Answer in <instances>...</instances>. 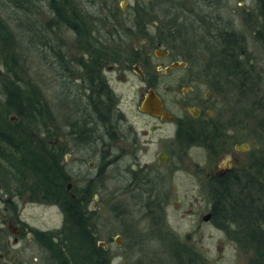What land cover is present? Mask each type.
I'll use <instances>...</instances> for the list:
<instances>
[{
	"label": "flooded vegetation",
	"instance_id": "af4514ba",
	"mask_svg": "<svg viewBox=\"0 0 264 264\" xmlns=\"http://www.w3.org/2000/svg\"><path fill=\"white\" fill-rule=\"evenodd\" d=\"M149 1L136 0L134 13L143 21L130 22L125 16L127 6L118 10L114 5L78 4L63 6L55 21L53 16L48 20L54 27L45 26L46 57L56 60L66 115L55 141L64 172L71 155L79 169L87 163L91 169L95 163L90 159L101 158L98 178L113 172V178L134 179L131 183L141 195L147 191L157 205L172 200L176 174L183 171L185 157L196 149H201L207 160L203 166L192 161L194 169L187 173L196 179L200 190L208 193L212 180L228 174L243 180L255 176L257 164H264V148L259 144L263 141L256 143V132H264V120L257 124L251 117L257 104L251 106L249 101L260 92L262 73L248 52V39L254 37L264 47V0H250L243 8L248 34L238 30L233 16H224V0H209L204 7L194 0L184 21L177 12L172 14L164 31L171 45L168 48L161 46L164 39L159 23L147 21L153 11L145 5ZM237 2V7L244 5V1ZM174 5L178 10L180 6ZM237 7H231L232 13ZM53 36L56 55L50 53ZM134 41L145 47L129 50ZM174 48L184 50L180 51L184 58L174 57ZM159 49L168 53L159 56ZM166 58L169 63L158 61ZM175 62L186 65L167 71ZM124 88L139 93V113L153 120L149 129L128 118L123 107ZM150 91L162 98L174 119L162 120L140 110ZM248 102L250 108H245ZM61 175L65 185L70 177ZM86 178V184L75 191L68 182L72 183L66 185L71 199L94 196L91 185L96 178L89 172ZM157 184L168 189L153 198L150 191ZM23 200L18 196L0 198L12 207L6 208L7 216L0 217L5 223L0 227V264H87L82 262L81 252L88 247L79 245V234L96 238L94 231L34 228L20 216ZM27 203L49 206L39 198L24 200L23 204ZM208 221L213 223L212 217ZM65 224L70 225L67 218Z\"/></svg>",
	"mask_w": 264,
	"mask_h": 264
},
{
	"label": "rangeland",
	"instance_id": "374dc122",
	"mask_svg": "<svg viewBox=\"0 0 264 264\" xmlns=\"http://www.w3.org/2000/svg\"><path fill=\"white\" fill-rule=\"evenodd\" d=\"M18 1L0 0V18L8 23L15 41L20 46L19 48L12 47L14 51H4L2 47L0 48V126L4 127V129L7 128L12 134L14 132L16 141L19 144L21 142L28 148L35 147L37 152L40 151L41 145L46 143L53 152L58 151L59 147H56L55 141L59 137L58 135L64 122L63 116L66 115L63 114L64 110L61 104L62 95L56 60L53 58L46 59L47 51L43 44L46 30L45 23L52 18L51 12L48 9L47 0H30L32 7V13L30 14L26 9L18 8ZM77 1L81 6H91L94 4L92 2H95L96 7H99L101 3L107 2L108 4H113L118 10H121V7L126 5L127 15L125 16L130 22L143 21L141 16H137L134 13V8L138 4L136 0H128V3H125V0ZM193 1L150 0L149 7H153V11L151 12V18L147 21L159 23L157 27L161 29L160 32L164 39L161 42L163 48L171 46L166 36L164 37V31L171 20L172 14L177 12L181 20L184 21L190 15V3ZM237 1L239 0H224V16L226 18L233 16L238 30L248 34L243 8L251 2L250 0H241L242 4L244 1V5L237 7ZM200 3L204 7V5L209 3V0H200ZM174 4L180 6L178 10ZM27 5L29 6V0ZM233 6L237 7L238 11L236 13H232L231 7ZM88 10L92 13L95 11L91 8ZM211 11L209 10L208 12L211 13ZM150 31L156 34V28H152ZM248 40V52L254 59L253 63L256 64L258 72L262 73L261 84L259 85L260 92L249 101L251 106L254 103L257 106L259 103L262 105L260 106L261 108L252 109L253 114L251 117L258 124V122L264 120V47L261 41L258 39L254 40V37L249 36ZM54 44H57L56 37H54ZM112 45L116 46L117 42L113 41ZM137 46L145 47L141 41H134L133 44H129V50ZM180 49L174 48L172 55L184 58L182 52L185 51ZM13 56L16 57L17 63L10 60V57ZM158 61L169 63L170 58L158 59ZM7 62L9 63L7 64ZM11 67L15 69L18 79L21 81L18 82V79L14 77L13 70H10ZM13 81L19 83L27 91V94L30 91L32 92L33 88L37 92L38 99L43 105L42 107L47 109L45 124L41 120L42 117H38V121L29 123V119L20 116L14 110L7 109L5 86ZM123 91V107L127 111L128 118L138 124L144 123L145 129H149L153 120L139 113V93L129 88H124ZM249 102L245 108H250ZM21 126L31 132L32 136L22 134ZM256 136V143H259L262 139V144H259L264 148V132L258 130ZM259 136L260 138H258ZM28 140L34 146H30ZM49 141H53V143H48ZM22 154L21 152L12 155L9 153L6 159H0L1 166L12 168L13 163L20 165ZM71 156L68 157L70 162L64 172L70 178L64 187L59 186L63 195L67 192V184L72 185L73 183L74 189L72 191L81 189L82 185H85L88 180V178L85 179V175H88V172L91 177L94 176L96 178L98 176V168L102 164L101 158H92L90 161L95 163L93 168L90 169L87 163L79 169L74 164L75 162ZM185 160V168L176 174V188L172 190V200L168 204H154L155 202L149 199L152 196L146 194L147 191H144V195H141L143 192L140 193L136 184L131 183L134 179H129V182V180L117 179L118 177L113 178L115 176L113 172L105 173L92 182L91 189L94 196H92L90 205L83 210L92 223L97 242H107L108 247L105 250L109 253L110 264H119L121 261H126L128 264H177L174 257L170 255V246L173 239L188 244L190 248L194 249L203 258L204 264H248L252 253L246 249L239 248L235 242L228 238L224 230L216 227L211 221L204 220V217L210 211L209 195L206 190L199 189L196 179L187 172L193 171L194 164L190 163L194 160L203 166L207 160L206 154L201 149H196L189 156H186ZM176 163L179 164V160L176 159ZM20 170H25L24 177L17 173L18 178H12L11 180L9 178L8 180L7 175L3 176L4 179L0 175V198L7 200L12 196H18L26 201L31 200V198H39L41 202L49 206L23 204V200L20 202L22 205L20 216L28 219L34 228L46 230L64 229L66 215L62 211L61 202L56 201L54 198L45 199V190L53 188L54 185L51 182L47 183V180L38 176L39 174L27 170L25 166H22ZM33 174H35V177H33ZM57 174L60 175V171ZM121 177H124V175L121 174ZM167 189L165 190L162 185L157 184L150 191V194L155 198L158 195H163ZM21 190H23L21 192L22 195L18 192ZM6 208L8 211L12 209L9 202L0 201V217L9 214ZM0 227H5L2 219L0 220ZM117 235H121L124 239L122 246L117 245L115 242ZM187 235L191 236L189 240Z\"/></svg>",
	"mask_w": 264,
	"mask_h": 264
},
{
	"label": "trees",
	"instance_id": "16d2710c",
	"mask_svg": "<svg viewBox=\"0 0 264 264\" xmlns=\"http://www.w3.org/2000/svg\"><path fill=\"white\" fill-rule=\"evenodd\" d=\"M27 2L28 0H19L17 6L23 10L26 9L30 14L32 13L31 1L29 0V6ZM149 3L150 1L145 3L146 7H149ZM47 4L51 16H53L52 20L55 21L63 6H73L79 3L76 2V0H47ZM92 4L95 5V2H92ZM101 5L113 4L104 2L101 3ZM179 24L182 25L181 23ZM45 26L54 27L51 21L46 22ZM43 41L46 50L45 44L47 41L45 35ZM49 41L52 47L50 53L56 55V45L54 44L53 37ZM1 47L4 51H10L13 50L12 47L19 48L20 46L15 41L8 23L0 18V48ZM10 60L17 63V59L14 56L10 57ZM8 63L9 62H7V64ZM10 70H13L15 74L14 77L18 79L19 77L15 69L11 67ZM19 81L21 80L18 79V82ZM5 91L7 96V109L14 110V112L20 116L29 119V123L38 121L37 118L42 117L41 120L43 124H45L44 120L47 109L42 107L43 105L40 103L34 88L32 92L30 91V93L27 94V91L23 89L19 83L13 81L5 86ZM257 107H259V105ZM21 131L22 134H26L30 137L32 136L31 132L23 129L22 126ZM28 144L34 146L30 140H28ZM39 150L40 151L37 152L35 147L28 148L24 143L21 144V142L19 144L16 141L14 132L12 134L7 128L4 129V127L0 126V159H6L9 153L11 155L17 152L23 153L20 165H15L13 163L12 168H4L1 166L0 162L1 177L3 178V176L7 175V179L9 180L10 178L11 180L12 178H18L17 173H20L21 176L24 177L25 170L21 171L20 169L22 166H25L27 170L39 174L38 176L47 180V183L51 182V184L54 185L53 188L45 190V199L54 198L56 201L61 202L68 223H70L65 229H70L72 231L92 229V223L89 222V217L84 216L85 212L83 210L89 205V198L92 199V195L89 194L84 199H71L67 192L63 195L59 189V186L64 187L65 182L64 177L61 175L62 172L64 173V168L61 163V152H53L47 143L41 145ZM263 165V163H258L257 168L259 173L255 176L251 175V177H247L246 180L241 179L238 175L228 174L224 179L215 178L212 180V184L208 188L213 223L219 229L224 230L228 238L235 242L239 248L246 249L252 253L248 264H264ZM58 171H60V175L57 174ZM33 177H35V174H33ZM22 191L23 190L18 192L21 193ZM79 237V245L88 247L86 251L82 252V254H84V257L81 259L82 262H86L87 264H110L109 253L98 245L97 238H85L81 234H79ZM170 247V255L174 257L177 264H204L205 262L188 244L173 239Z\"/></svg>",
	"mask_w": 264,
	"mask_h": 264
},
{
	"label": "water",
	"instance_id": "95a60500",
	"mask_svg": "<svg viewBox=\"0 0 264 264\" xmlns=\"http://www.w3.org/2000/svg\"><path fill=\"white\" fill-rule=\"evenodd\" d=\"M127 3V1H124ZM126 5H123L125 7ZM157 55L163 56L168 53L167 50H156ZM186 64L184 62H175L174 64L170 65L166 70L169 71L171 68L176 67H184ZM140 110L144 113L150 114L155 117H160L162 120L167 119H174L173 116L170 115V113L164 108V103L162 98L155 92L150 91L145 99L143 100ZM69 187H71V184H69ZM74 197V196H73ZM212 217V213L209 212L205 217L204 220L208 221ZM191 238L190 235H187V239L189 240ZM115 242L117 245L122 246L124 244V239L121 235H117L115 238ZM98 245L100 247H103L104 249H107L108 244L106 241H99ZM119 264H128L126 261H121Z\"/></svg>",
	"mask_w": 264,
	"mask_h": 264
}]
</instances>
